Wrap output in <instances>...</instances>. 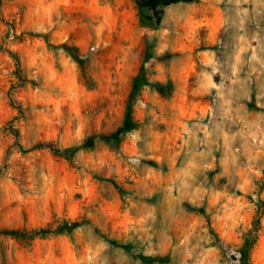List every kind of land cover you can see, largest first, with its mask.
<instances>
[{
    "label": "rangeland",
    "instance_id": "obj_1",
    "mask_svg": "<svg viewBox=\"0 0 264 264\" xmlns=\"http://www.w3.org/2000/svg\"><path fill=\"white\" fill-rule=\"evenodd\" d=\"M242 255L264 264V0H0V264Z\"/></svg>",
    "mask_w": 264,
    "mask_h": 264
},
{
    "label": "trees",
    "instance_id": "obj_2",
    "mask_svg": "<svg viewBox=\"0 0 264 264\" xmlns=\"http://www.w3.org/2000/svg\"><path fill=\"white\" fill-rule=\"evenodd\" d=\"M142 6H145L147 8H150L152 10L157 11V13H161L162 9L165 7H168L172 4H176V3H188V2H192L193 0H137ZM66 49V47H64ZM68 50V49H66ZM141 80H143V82L146 83V81L144 79H142V75L141 73L138 74L136 76V78L134 79V83L137 85ZM142 82V81H141ZM142 82V83H143ZM152 87H154L157 91L164 93L165 90L170 87V84L167 83L166 85H161V84H153L151 85ZM135 93L133 92L132 94H130V100L134 98ZM131 103L129 102L127 105V109H126V115L125 118L121 124V126L111 135L107 136V137H103V140H109V139H120L123 135L126 134V132H128L129 130L134 128V122L131 119ZM92 144V140H89L85 143V146H91ZM78 148L73 149V151H76ZM54 153L58 154L59 151L58 150H53ZM71 229V227L69 228ZM39 233H44L45 231H38ZM7 235H12V236H19L21 235L20 233H18L17 231H8L6 232ZM246 255H242V262L241 264H248L246 262Z\"/></svg>",
    "mask_w": 264,
    "mask_h": 264
}]
</instances>
